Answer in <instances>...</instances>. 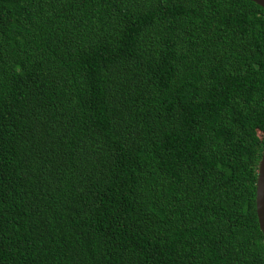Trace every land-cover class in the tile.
Returning a JSON list of instances; mask_svg holds the SVG:
<instances>
[{
  "label": "trees",
  "instance_id": "1",
  "mask_svg": "<svg viewBox=\"0 0 264 264\" xmlns=\"http://www.w3.org/2000/svg\"><path fill=\"white\" fill-rule=\"evenodd\" d=\"M263 146L255 2L0 0V264H264Z\"/></svg>",
  "mask_w": 264,
  "mask_h": 264
},
{
  "label": "water",
  "instance_id": "2",
  "mask_svg": "<svg viewBox=\"0 0 264 264\" xmlns=\"http://www.w3.org/2000/svg\"><path fill=\"white\" fill-rule=\"evenodd\" d=\"M264 8V0H251ZM255 211L259 228L264 236V146L257 167L255 184Z\"/></svg>",
  "mask_w": 264,
  "mask_h": 264
},
{
  "label": "rangeland",
  "instance_id": "3",
  "mask_svg": "<svg viewBox=\"0 0 264 264\" xmlns=\"http://www.w3.org/2000/svg\"><path fill=\"white\" fill-rule=\"evenodd\" d=\"M262 135V134H261Z\"/></svg>",
  "mask_w": 264,
  "mask_h": 264
}]
</instances>
